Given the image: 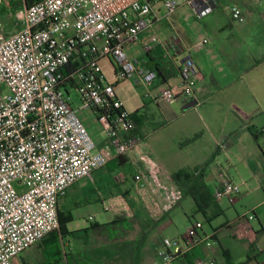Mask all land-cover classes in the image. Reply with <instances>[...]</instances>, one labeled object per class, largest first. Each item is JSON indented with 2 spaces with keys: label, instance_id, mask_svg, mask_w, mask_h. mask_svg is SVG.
Segmentation results:
<instances>
[{
  "label": "built area",
  "instance_id": "2783aa9c",
  "mask_svg": "<svg viewBox=\"0 0 264 264\" xmlns=\"http://www.w3.org/2000/svg\"><path fill=\"white\" fill-rule=\"evenodd\" d=\"M22 1L15 12L19 31L7 34L0 20V264H14V259L57 230L60 199L113 160L135 154L144 166L133 182L152 219H161L179 201L177 190L161 184L160 167L142 151L143 139L132 136L133 116L108 83L101 60L111 62L118 82L134 80L147 90L144 98L158 105L190 100L197 87V68L190 56L182 60L180 91L175 92L159 83L155 70L125 51L141 42L145 54L161 49L166 60L178 61L183 48L176 44L168 50L155 31L162 20L157 5H163L168 17L179 8L176 0ZM188 4L203 20L217 0H188ZM228 14L235 23L246 21L236 5L229 6ZM70 88L82 108L97 112L107 137L101 148L73 110ZM218 148L224 150V143L219 142ZM155 190L162 194L165 206L154 197ZM241 193V185L222 174L214 199L233 205ZM126 201L122 197L118 208L111 203L104 209L131 217ZM202 230L203 224L196 221L183 239H162L155 264H175L201 244L211 247V235H203Z\"/></svg>",
  "mask_w": 264,
  "mask_h": 264
},
{
  "label": "crops",
  "instance_id": "0c3cea01",
  "mask_svg": "<svg viewBox=\"0 0 264 264\" xmlns=\"http://www.w3.org/2000/svg\"><path fill=\"white\" fill-rule=\"evenodd\" d=\"M13 2L14 0H4L0 5V12L8 8V12L5 13L15 18ZM262 2L264 5V1ZM8 3L10 7H7ZM156 8L160 13L158 5ZM240 9L246 19L243 24L233 22L228 11L222 10L217 14L214 9L208 15L213 16L214 22L211 24L204 22L207 16L203 19L202 27L198 28V37L202 38V42L198 44L194 42L190 31L180 26L170 25V33L166 36L164 44L168 50L176 44L183 48V54L178 61L166 60L161 49L153 54H146L148 61L144 58L138 59L147 68L155 70L158 75L157 67H159L166 78L163 81L159 76V83L164 82L175 92H179L181 85L179 70L182 60L190 56L197 68V87L192 99L180 98L178 100L177 106L181 113H196L203 123L209 125L223 121L225 126L226 120L232 122L225 127L227 131L223 136L226 138L224 150L217 147L213 154L215 158L224 154L228 168L216 164L214 158L213 163L197 165L192 169H167L162 159L152 157V151L150 153L152 155H148V148L142 146V151L159 165L161 184L169 189L177 190L180 194L176 206L167 211L164 217L156 220L157 223L167 217L171 218V215L181 209L188 219L187 228L193 222H201L203 235H211V240L214 242L211 247L204 244L195 247L180 257L175 264H197V260H202L205 264H228V262L231 264H264V149L260 144L264 141V9L245 7ZM14 21H8L5 24L3 22L7 34L21 29V24L16 18ZM159 23L161 24L162 21ZM175 35L179 37L178 40L174 39ZM204 40H207L206 44H203ZM190 102L197 104L185 110ZM151 103L159 108L163 104ZM202 112L207 116H203ZM149 113L147 111V115ZM223 113L228 115L230 113L232 116L228 118ZM160 114L163 115L159 111ZM144 117V124L141 127L143 141L148 135L146 130L149 123V117L146 115ZM253 123L258 124L260 129L256 128L254 126L256 124ZM251 126L256 129L258 140L250 132ZM219 139H216L217 145L220 141L222 142ZM118 168L123 170V177L115 180L111 172ZM128 169H135V171L130 172ZM196 169L202 171L199 178V171ZM143 170L144 166L138 162L136 155L131 154L128 157L113 160L104 169L93 172L90 178L76 183L58 204V216L63 223L66 236L58 238L55 234H49L41 242L14 259L13 263L58 264V259L56 256L52 258L49 248L53 245L58 248L59 243L68 239L71 243L70 247L72 242H76V247L85 246L89 253L96 248H111L98 258V264H155L156 252L162 239L148 245L149 233L153 224L150 218H145L142 214L145 208L138 199L133 182L136 173ZM193 172L195 175H192ZM176 174L177 177H175ZM222 174H227L242 187V193L233 205L227 201L216 202L214 199V191ZM146 181L149 182L148 179ZM188 190L197 195L198 200L205 207L203 211H199L194 199L186 194ZM153 194L160 205L165 206L162 194L157 190L153 191ZM122 197L127 200L129 208L134 211L131 210L133 215L130 218L123 217L124 220L129 221L131 227L118 237L111 234L110 230L111 228L117 229V227H111V223L120 217L110 211L112 212L111 219L100 222L99 218L103 214L96 213L93 204L100 202L105 212V203H112L118 208ZM246 200L251 204L245 205ZM77 209H83L84 213L80 216L89 220L90 224L72 232L69 225L76 219L74 210ZM110 212L106 211V213ZM251 215H254V219H250ZM92 225L99 229L86 237L84 230ZM186 232L182 234L178 232L172 238L183 239ZM143 234L146 240L137 252L134 242ZM96 237L101 238L98 245L95 244ZM136 254L139 259L135 263ZM69 255L73 259V254Z\"/></svg>",
  "mask_w": 264,
  "mask_h": 264
},
{
  "label": "rangeland",
  "instance_id": "374dc122",
  "mask_svg": "<svg viewBox=\"0 0 264 264\" xmlns=\"http://www.w3.org/2000/svg\"><path fill=\"white\" fill-rule=\"evenodd\" d=\"M176 1H178L179 8L175 14L168 16V20L167 13L163 5L161 3L158 4L159 9L161 10L160 16L162 18V23H159L157 28L155 29L158 37L163 43H165V38L170 33V25H175L180 26L187 31H190L193 35L194 42L198 44L202 40V38L198 37L199 32L197 31L198 28L202 27L203 20H199L195 17L193 8L190 4H188V0ZM262 1L255 2L253 0H217L215 9L217 11V14L222 10L228 11L229 6L231 5H238L240 6V8H259L260 10H262L264 9ZM0 20L5 24V22L7 23L8 21L13 22L15 18L9 16L8 13L0 12ZM204 22L210 24L213 23V16H208L204 20ZM125 51L133 60H142V58H144L148 61L141 42H137L127 46L125 48ZM100 67L108 83L114 85L115 92L118 98L123 102L127 112L133 114L140 110L144 105L143 97L147 94V90L145 88H139L132 79L118 82L117 78L115 77L114 67L107 59L100 61ZM69 90L73 110L82 122L83 126L85 127L86 131L88 132L90 138L95 143L97 148H101L107 140L103 125L99 122L93 110L84 109L81 107V103L76 92L72 88H70ZM147 103L148 111L150 112L147 115L149 117V123L146 130L148 132V135L143 141L142 146L144 145L145 148H148V155H152L150 154L152 151V157L162 159L161 161L167 169H192L197 165H207L213 163V159L215 158L213 154L218 147V145L216 144V139L220 138L219 140H222V143L225 142L226 138L223 137L226 133L225 131H227L225 127L231 124V121L226 120L225 126L223 125V121L209 125L208 123H203L200 120L199 115L196 113H181V110L179 109V106H177V103L169 104L167 102H164L162 104L163 106L161 105L160 108L151 102ZM159 111L163 113V115H159ZM201 114H203V112ZM203 116L207 115L204 113ZM224 116L231 118L232 115L229 113V115L224 114ZM254 126L256 128L260 127L258 124ZM262 142L263 143L260 144L264 149V141ZM223 155L224 154H221L220 156H218V158H215L216 164L223 166L227 165L225 157ZM128 171L132 172L135 171V169H128ZM111 176L115 180L120 177L122 178L123 170L121 168L113 170L111 172ZM105 204L108 205L107 203ZM250 204L251 203L246 200L245 205ZM101 205L102 204L100 202H97L93 204V208L96 213L103 214V216L99 218V221L105 222L106 220L111 219L112 212H104ZM119 211L121 213L124 212L127 214V210H125L124 208H120ZM74 213H76V219L69 225L70 231H78L84 226H89V220L80 216L84 213L83 209L74 210ZM187 224L188 219L183 210H177L174 215H171V218L167 217L161 222L157 223V225L153 226L152 230L149 233L148 245L164 238L173 239L172 236L174 234L178 232L181 234L186 232V230L189 228H187ZM116 227L117 229L111 228L110 233L115 234L119 237L124 234L125 230L130 229L131 225L126 224ZM131 237L133 238V236ZM95 239V244L98 245L101 238L96 237ZM70 244L71 243L68 241V239H64L62 243L58 244V248L56 247V245L50 246L49 250L52 254V258L56 256L59 264H79L83 260L82 257H80V253L86 251L87 248L85 246L82 248L76 247V242H72L71 247L69 246ZM59 253L60 256H58ZM69 254H73V259L67 258L69 257Z\"/></svg>",
  "mask_w": 264,
  "mask_h": 264
},
{
  "label": "trees",
  "instance_id": "16d2710c",
  "mask_svg": "<svg viewBox=\"0 0 264 264\" xmlns=\"http://www.w3.org/2000/svg\"><path fill=\"white\" fill-rule=\"evenodd\" d=\"M29 1V3H30V0H28ZM14 9H13V12L15 13V11L16 10H18L19 8H21L22 7V5H23V1L22 0H14ZM7 7H10V4L8 3V6ZM8 9V8H7ZM6 9V11H4L3 13H5V12H8V10ZM157 69H158V72H159V76L161 77V79L163 80V81H165V79L166 78H164V76L165 75H163L162 74V72H161V70L159 69V67H157ZM167 77V76H166ZM168 77H171V76H168ZM143 99H144V105H143V107L140 109V110H138L136 113H133L132 114V116H133V119H134V130L132 131V136H135V137H140V138H142L143 139V136H141V127H142V125L144 124V116L146 115L147 116V111H148V103L147 102H149V101H147L144 97H143ZM146 101V102H145ZM94 113L96 114V116H97V118H98V115H97V112L96 111H94ZM249 130H250V132L252 133V135L254 136V138L256 139V140H258V133H257V131H256V129L254 128V127H250L249 128ZM218 149H220V148H218ZM196 171H199L198 169H196ZM202 171H199V174H198V178L200 177V173H201ZM192 175H195V172H193L192 173ZM175 177H177V174H176V176ZM182 192V191H181ZM183 193V192H182ZM186 194H188V195H190L193 199H194V202H195V204H196V206H197V209L199 210V211H203V208H205L203 205H202V203H201V201H199L198 200V198H197V195H195V194H193L192 192H190L189 190H188V192L186 193ZM125 197V196H124ZM126 198V197H125ZM130 210H132V211H134L132 208L130 209ZM143 214V216L145 217V218H150L152 221H151V223L153 224V226L157 223V221L155 220L154 221V219H152L150 216H149V214L146 212V210H144V212L142 213ZM128 218H130V217H128ZM126 224H130L129 223V221L127 220H124L123 219V217H120V218H118L117 219V221H114V222H112L111 223V227H116V226H123V225H126ZM99 228L97 227V226H91L90 228H88V229H86V230H84V233H85V235H86V237L88 236V235H90L93 231H96V230H98ZM53 234H55L58 238H59V236H63V237H65L66 235L64 234V231H63V223H61V220H60V217H59V228L57 229V230H55L54 232H52L50 235H53ZM147 235V234H146ZM145 240H146V236H145V234H143L140 238H138L135 242H134V245H135V247H137V252H139L138 250L141 248V246L144 244V242H145ZM108 248L107 247H104V248H96V249H94L91 253H89V252H82V253H80V257H82V261H81V263H79V264H98V258L99 257H102L103 256V253L107 250ZM109 249H111V248H109ZM108 249V250H109ZM58 256H60V253H59V255ZM67 258H71V256L69 255V257H67ZM138 259H139V257H138V254H136L135 255V259H134V262L136 263L137 261H138ZM58 264H59V262H57ZM69 264V263H68ZM228 264H231V262H228Z\"/></svg>",
  "mask_w": 264,
  "mask_h": 264
},
{
  "label": "water",
  "instance_id": "95a60500",
  "mask_svg": "<svg viewBox=\"0 0 264 264\" xmlns=\"http://www.w3.org/2000/svg\"><path fill=\"white\" fill-rule=\"evenodd\" d=\"M196 102H190L189 105L185 108V110H188L190 108H192L193 106H196Z\"/></svg>",
  "mask_w": 264,
  "mask_h": 264
}]
</instances>
